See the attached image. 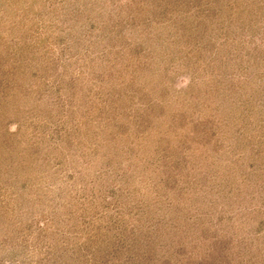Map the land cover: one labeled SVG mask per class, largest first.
<instances>
[{
  "label": "rangeland",
  "instance_id": "obj_1",
  "mask_svg": "<svg viewBox=\"0 0 264 264\" xmlns=\"http://www.w3.org/2000/svg\"><path fill=\"white\" fill-rule=\"evenodd\" d=\"M0 264H264V0H0Z\"/></svg>",
  "mask_w": 264,
  "mask_h": 264
}]
</instances>
